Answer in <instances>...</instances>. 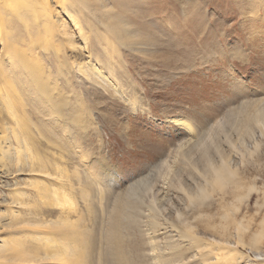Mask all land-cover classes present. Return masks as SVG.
Here are the masks:
<instances>
[{"label":"rangeland","instance_id":"obj_1","mask_svg":"<svg viewBox=\"0 0 264 264\" xmlns=\"http://www.w3.org/2000/svg\"><path fill=\"white\" fill-rule=\"evenodd\" d=\"M73 1L119 55L89 39L97 79L49 0L73 46L39 52L52 109L23 83L16 115L0 99V246L21 217L107 238L123 201L132 264H264V0Z\"/></svg>","mask_w":264,"mask_h":264},{"label":"bare ground","instance_id":"obj_2","mask_svg":"<svg viewBox=\"0 0 264 264\" xmlns=\"http://www.w3.org/2000/svg\"><path fill=\"white\" fill-rule=\"evenodd\" d=\"M114 2L118 8L125 4L121 0ZM55 3L59 5L62 14L75 29L84 50H87L88 70L97 79L105 81V73L108 74L109 70L106 69L107 72L104 67L102 68V64L100 66L97 59V61L92 60L95 57L93 46L95 43L99 44L102 49L106 48L105 46L110 47L112 52L119 55L114 41L109 35L100 32L90 20L87 21V27L93 37L86 35L76 16L78 13L82 14V11H77L80 9L77 8L78 5L75 1L55 0ZM52 14L49 0H0L2 56H7L6 66L8 68L12 66L15 68V71L11 73L6 69H0V92H2L0 99L9 106V110L15 115L17 108L21 110L22 106V103L14 98L17 91L16 86L20 83L25 84L29 90L33 91L36 100H46L51 109L54 106L52 71L49 67L43 66L39 52H51L55 57L64 56L66 55L64 53L66 50H63L65 44L67 50L71 49L73 40L66 28L60 29L54 25ZM90 38L93 50L90 49ZM59 45L60 47H58ZM104 53L107 56V52ZM109 56L112 59L111 54ZM49 62L52 63L51 60ZM63 105L66 106L67 102L65 101ZM14 117L18 123L26 121V118L22 116ZM261 121L263 122V120ZM172 122L185 127L191 133L194 132L190 124L183 120L173 119ZM126 206L123 201L117 204L110 223V234L107 238L95 230L93 232L75 230L73 221L69 219L54 221L51 224L46 220H33L25 217L13 220L10 226L20 227L16 230L20 231L14 233L13 237L1 241L3 243L0 246V264H39L42 262L44 264H104L102 258L104 246H107L109 250V257H104L105 264H132L123 241ZM90 222L94 227L96 221ZM55 223L57 228L52 227V224Z\"/></svg>","mask_w":264,"mask_h":264}]
</instances>
